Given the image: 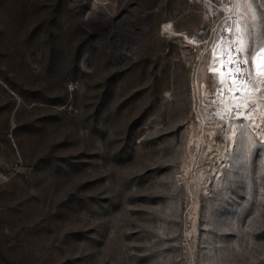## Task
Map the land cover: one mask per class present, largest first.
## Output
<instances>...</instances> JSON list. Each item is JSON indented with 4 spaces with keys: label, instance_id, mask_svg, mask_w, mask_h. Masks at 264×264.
Returning a JSON list of instances; mask_svg holds the SVG:
<instances>
[{
    "label": "rangeland",
    "instance_id": "374dc122",
    "mask_svg": "<svg viewBox=\"0 0 264 264\" xmlns=\"http://www.w3.org/2000/svg\"><path fill=\"white\" fill-rule=\"evenodd\" d=\"M157 1L0 0V264H264L263 152L200 128L243 0Z\"/></svg>",
    "mask_w": 264,
    "mask_h": 264
},
{
    "label": "bare ground",
    "instance_id": "6f19581e",
    "mask_svg": "<svg viewBox=\"0 0 264 264\" xmlns=\"http://www.w3.org/2000/svg\"><path fill=\"white\" fill-rule=\"evenodd\" d=\"M238 8L241 13L227 7L232 25L227 24L229 30L225 26L217 35L219 38L213 40L209 47L207 68L214 72L221 87L216 88L217 97L215 93L213 95L216 97L217 112L216 118H211L215 120L206 121L204 117L200 124L202 132L214 127L213 123L223 128L228 126V129H224L227 131L225 140L228 146L222 154V166L228 162L230 150L240 141L245 152L248 150L251 154L260 149L264 155V46L258 44L253 51V46L248 50L249 27L254 23L255 13L251 0H243ZM197 35L192 39L194 43L199 41L198 44H201V36L199 33ZM219 120L223 123H218ZM200 134L196 138L195 133L192 134L194 144L202 141ZM222 172L220 169L218 176H222Z\"/></svg>",
    "mask_w": 264,
    "mask_h": 264
},
{
    "label": "built area",
    "instance_id": "2783aa9c",
    "mask_svg": "<svg viewBox=\"0 0 264 264\" xmlns=\"http://www.w3.org/2000/svg\"><path fill=\"white\" fill-rule=\"evenodd\" d=\"M95 1H97V0H95ZM99 1V3L100 4H103L104 5V7L108 10V12H110L109 11V9H108V7H107V2H108V0H98ZM151 1H153V0H151ZM161 0H159V2H160ZM165 1L166 0H164V2H163V4L165 3ZM158 2V3H159ZM158 5V4H157ZM162 6V5H161ZM96 8V7H95ZM97 9V8H96ZM97 11H98V9H97ZM161 26H162V31H164L165 32V35H174V33L172 32V30H174L176 27H175V25H172V24H170L169 22H164V23H162L161 24ZM204 30V29H203ZM184 32L185 33H189L187 30H184ZM206 31L204 30V31H199V35L202 37V39H203V36H204V33H205ZM176 35V34H175ZM182 37H183V46L184 47H189L188 48V50H189V52H190V48H192L193 47V45H199V44H193L189 39H187V37H186V34H183V35H181ZM210 69V68H209ZM211 70V69H210ZM207 73L209 74V72L207 71ZM210 75V74H209ZM202 85H204V87H207L208 88V83H207V80L205 81H203L202 82ZM217 93V92H216Z\"/></svg>",
    "mask_w": 264,
    "mask_h": 264
},
{
    "label": "clouds",
    "instance_id": "9594fccd",
    "mask_svg": "<svg viewBox=\"0 0 264 264\" xmlns=\"http://www.w3.org/2000/svg\"><path fill=\"white\" fill-rule=\"evenodd\" d=\"M247 42H248V44H247V48H248V50L250 49L251 50V47L254 45V43L256 42L255 40L253 41V40H251V35L249 36V38H248V40H247ZM247 50V51H248ZM221 87V85H218V86H216V88L218 89V88H220Z\"/></svg>",
    "mask_w": 264,
    "mask_h": 264
},
{
    "label": "crops",
    "instance_id": "0c3cea01",
    "mask_svg": "<svg viewBox=\"0 0 264 264\" xmlns=\"http://www.w3.org/2000/svg\"><path fill=\"white\" fill-rule=\"evenodd\" d=\"M159 2V0L157 1V3ZM184 30H187V29H184Z\"/></svg>",
    "mask_w": 264,
    "mask_h": 264
}]
</instances>
